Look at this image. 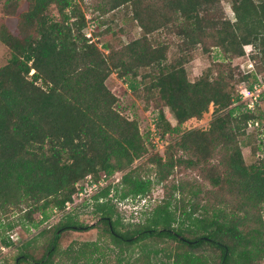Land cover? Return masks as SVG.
Segmentation results:
<instances>
[{
    "label": "trees",
    "instance_id": "16d2710c",
    "mask_svg": "<svg viewBox=\"0 0 264 264\" xmlns=\"http://www.w3.org/2000/svg\"><path fill=\"white\" fill-rule=\"evenodd\" d=\"M0 2L6 15L18 13L17 32L0 20V41L9 52L0 66V247L14 244L10 232L19 225L39 229L53 213H67L21 242L16 264H264V159L247 164L243 155V146L263 145L257 136L264 111L248 110L235 91L264 75V0H231L235 20L221 0H99L100 27L120 8L123 21L139 27V37L118 46L86 35L78 0ZM111 29L108 24L97 35ZM250 45L255 66L242 71L232 61ZM198 48L216 50L191 80L186 63ZM113 73L159 108L156 129L170 136L163 151L119 107L107 85ZM211 104L207 129L186 128ZM249 121H259L254 134ZM186 171L195 175L175 178ZM93 184L84 195L99 220L89 225L67 207ZM159 185L164 197L148 210ZM144 198L130 216L119 206ZM139 213L142 221L133 223ZM87 228H97L100 237L61 247L69 230ZM40 236L46 242L38 253L33 244Z\"/></svg>",
    "mask_w": 264,
    "mask_h": 264
},
{
    "label": "rangeland",
    "instance_id": "374dc122",
    "mask_svg": "<svg viewBox=\"0 0 264 264\" xmlns=\"http://www.w3.org/2000/svg\"><path fill=\"white\" fill-rule=\"evenodd\" d=\"M80 4L82 5V8L84 9L86 13V18L88 20L87 26L84 29V32L88 37L91 38V40H94L96 42H99L100 45L105 42H110L111 44L118 46L121 45L124 42H128L130 40H133L137 37H139V27L135 26L133 23L128 22L125 23L123 19L126 16L124 8L116 9L115 11H112L106 15V20L108 24H111L112 29L108 31L106 34L97 35L98 32H101L102 29L108 26V24L104 26H99V23L97 22L96 15L100 13V9H96L97 4L99 3V0H78ZM221 4L224 8L225 15L235 20V13L232 9L231 0H221ZM24 8V6H23ZM53 11H55L53 9ZM0 20H4L9 28L13 32H17V23H18V13L15 15H6L2 8V3L0 2ZM115 31V33H113ZM96 33V34H95ZM216 49H212L211 53H203L201 48H198L194 52V57L190 61L186 63V69L188 72V76L191 80H195L198 78V76L201 75L203 70L207 68L212 63V57L215 54ZM257 52L256 50L254 51ZM175 49L173 48L170 51L171 55H174ZM9 57V52L7 47L0 41V66L4 65ZM249 62H252L253 65L255 64L254 58H251L250 61H248L247 57H238L235 58L232 63L234 66H239V69L242 71H245L249 64ZM255 66V65H254ZM107 85L110 87V89L117 95L118 97V104L119 107L125 114L129 117H136L139 121L140 130L143 134H147L149 136V140L154 143L155 145V151H163L164 147L170 142V136L166 134V136H162L156 129L155 121L157 113H159V108L156 107L153 100L146 98V93L144 90H138L137 92H134L129 87L128 83H126L122 78H120L117 73H113L109 79L107 80ZM247 86L245 83L237 84L235 87V91L239 93L242 87ZM262 111H264V100L262 101V105L260 107ZM164 115L165 117L172 123L176 124L177 119L174 118L172 111L164 106ZM214 112V106L211 104L208 111L204 112L202 114L201 118L199 119H193L191 121H188L185 123L186 128H202L207 129L209 127L210 121L212 120V115ZM264 120V119H263ZM253 128V127H252ZM250 128V134H254L255 131H252L253 129ZM261 136H257V143L264 139V126ZM254 145V144H253ZM253 145H245L243 146V155L245 158V161L247 164H250L260 158L264 159V142L261 146V149L252 150ZM140 161L137 160L136 164H138ZM177 171V170H176ZM123 172H118L115 174V176L112 177V182L116 183L121 178ZM176 179H180L181 177H187L191 175H195L194 173H187V171L184 174L175 173ZM90 193V192H89ZM89 195V194H88ZM88 195H84V197H80L78 199L77 205H70V207H67V211H71L73 214H76L78 216V219L80 222H83L85 224L93 225V223H97L99 220V217L97 215L92 213V205L91 200H89V197H85ZM152 197V202H150V205L148 206L151 210L153 206H155L158 202H161V200L164 197V189L162 185L155 186L150 193ZM84 198V200L82 199ZM89 203V205H85V203ZM123 202V201H122ZM152 203V204H151ZM139 204H143L142 201L139 202ZM139 204H129V205H122L120 203L119 206L125 208L127 216H130L131 211L133 208H140ZM127 206V207H126ZM142 206V205H141ZM64 211L53 213L51 218L39 229H31L30 231H27L23 229L20 225L16 227L13 231L10 233L14 235L13 241L14 244L5 247V249H2L0 247V264H16V256L19 253V245L21 242H27L34 238L35 236L39 235V231L41 228H50L54 224H56L63 215H65ZM264 215V211H263ZM11 218H14L17 216V213H12L9 215ZM36 216H39L38 214ZM136 216V215H135ZM143 214L139 213V216L135 218V221L133 223H137L142 221ZM100 237V232L97 228H90V229H80V230H69L61 240V247L68 246L71 242H84V241H92L97 240ZM22 239V240H21ZM45 236H40L37 238V241L34 242L33 245H36L39 248L38 253L43 251V245L46 242ZM159 239L155 238H148L146 239V242L149 244L153 243H159ZM165 243L167 246H170L171 248H180L177 247L176 242L166 240ZM113 246V245H111ZM134 252L136 253L138 248V244H134L133 246ZM4 248V247H3ZM182 249V248H181ZM209 249V248H207ZM37 253V254H38ZM117 252L116 249L112 251V258H115ZM112 259V263H113Z\"/></svg>",
    "mask_w": 264,
    "mask_h": 264
},
{
    "label": "built area",
    "instance_id": "2783aa9c",
    "mask_svg": "<svg viewBox=\"0 0 264 264\" xmlns=\"http://www.w3.org/2000/svg\"><path fill=\"white\" fill-rule=\"evenodd\" d=\"M254 50V47L252 45L250 46H246L245 47V54L243 55V57H247L248 58V61L251 60V53L252 51ZM248 69H246V71H249L251 69L254 68V65L252 62H249L248 66H247ZM239 95L241 97V99L245 102V105H246V108L250 111H254L256 110V108L258 106H261L262 104V101L264 100V75H261L259 76V79L258 81L253 85L252 88H249L248 86H244L241 88V90L239 91ZM257 127L259 126V121H249L248 122V127L249 128H252V127ZM97 185L96 184H93V186L91 187H87L86 189H84V191H81L79 193L80 196L84 195L88 190H92L94 188H96ZM142 203H146L147 201V198H144L141 200ZM122 203V205H129L131 203L133 204H139V200L136 199V200H133V199H127L123 202H120ZM141 204V205H143ZM68 205L70 206L71 204L68 203ZM141 205L139 204V207H141ZM127 207V206H126ZM123 208V207H121ZM125 209V208H123ZM133 210H138V208H133ZM131 211V212H132ZM12 238H14V235L12 234L11 235ZM2 249H5V247L3 248V246H1Z\"/></svg>",
    "mask_w": 264,
    "mask_h": 264
},
{
    "label": "water",
    "instance_id": "95a60500",
    "mask_svg": "<svg viewBox=\"0 0 264 264\" xmlns=\"http://www.w3.org/2000/svg\"><path fill=\"white\" fill-rule=\"evenodd\" d=\"M93 224H95V223H93ZM179 237H180V238H183L181 235H179Z\"/></svg>",
    "mask_w": 264,
    "mask_h": 264
}]
</instances>
